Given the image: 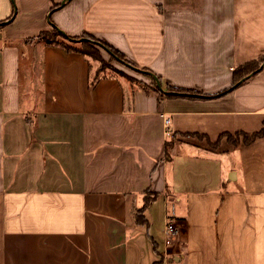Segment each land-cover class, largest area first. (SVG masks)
<instances>
[{"label": "crops", "instance_id": "0c3cea01", "mask_svg": "<svg viewBox=\"0 0 264 264\" xmlns=\"http://www.w3.org/2000/svg\"><path fill=\"white\" fill-rule=\"evenodd\" d=\"M62 1L0 0V264H264V137L219 140L264 119V66L229 90L264 55V0ZM53 26L204 98L27 43Z\"/></svg>", "mask_w": 264, "mask_h": 264}, {"label": "trees", "instance_id": "16d2710c", "mask_svg": "<svg viewBox=\"0 0 264 264\" xmlns=\"http://www.w3.org/2000/svg\"><path fill=\"white\" fill-rule=\"evenodd\" d=\"M58 6L59 5H54L51 8V10L57 8ZM6 22L7 23L10 22V19H8L6 21H0V29L5 25ZM69 38L78 39V37H69V36L66 37L57 27L53 26L52 30L43 31V32L39 33L38 36L33 37L31 39H28L27 43L31 44V43H34L36 41H39L46 46L59 47L67 53L74 52V53L82 54V55L87 56L91 59L99 60L100 62H101L100 52L105 50L108 53V55H110V57L112 59H113V57H118L120 59V61L125 62L126 65H128L129 67H131V68L133 67V69L135 68V66L133 64H131L124 57V55L122 53H120L119 51L114 49L109 44L103 42L102 40H99V39L93 37L92 35H89L86 33L81 35V37H79V38H84L86 40H83L79 43L74 42V41H69ZM263 62H264V55L257 58V59H254L252 61L240 64L237 67H235L232 70V83H231L229 90L232 89V87H234V86H235V88L239 87L243 82L240 84H237V83L242 78H244L245 76H247L251 73H254L261 66V64ZM99 70H102V69H99ZM134 70L136 71V69H134ZM139 70L137 69L138 72L142 73L145 77L150 79V81H151L150 86H152L154 90L159 91L153 77L151 75H148V74L141 72ZM141 70H147V69H141ZM156 77L159 80V82L161 83V85L163 86V91H164L163 96H165L167 98H173V97H187V98H200V99L204 98L202 93H198V92L191 91V90L172 88L168 85H163L161 78L159 76H156ZM95 81L96 80L91 81L90 85L93 86ZM173 92H175L177 94H174ZM228 92H230V91H228ZM26 120H30V119H26ZM223 137H226L227 141L233 145H236V143L239 142L240 139L244 145H250L257 138L264 137V119L262 120L261 128L258 131L251 132V133L238 131V132H235L234 135L223 133L222 135H220L219 140ZM168 145H169V143H167V146ZM216 145H217V143L214 146H216ZM165 157L166 158L169 157L167 150L165 151ZM223 187H224V185H223ZM143 196H144L143 205H142V207H140L136 210L135 215L133 216V223L134 224H142V225L147 224V221L144 218V216L142 215V213L147 208V206L150 204V202L157 197V194H155V193L152 194L149 192H143Z\"/></svg>", "mask_w": 264, "mask_h": 264}, {"label": "rangeland", "instance_id": "374dc122", "mask_svg": "<svg viewBox=\"0 0 264 264\" xmlns=\"http://www.w3.org/2000/svg\"><path fill=\"white\" fill-rule=\"evenodd\" d=\"M52 30V29H51ZM50 31V30H49ZM105 51V50H104ZM101 51L100 52V57H101V62L99 60H95L92 59V64H93V68L95 67V69H97V71H101L104 73H108V74H114L113 72L115 71L117 74H121L123 76H125L127 79H129L131 82L136 81L139 85H145L144 84V78H146V81L149 84H146L145 86H147V88H152V86H150L151 81L149 78L145 77L142 73L140 72H133L131 68L128 67V65H126L125 62L120 61V59L118 57H113V59L110 57V55H108V53L105 51ZM121 68V69H118ZM102 69V70H99ZM127 71L129 74H127ZM134 73V74H132ZM139 77V79L133 78L135 76ZM143 77V78H140ZM162 89L163 86L161 85ZM27 89L26 85L22 86V92H25ZM154 90V89H153Z\"/></svg>", "mask_w": 264, "mask_h": 264}, {"label": "water", "instance_id": "95a60500", "mask_svg": "<svg viewBox=\"0 0 264 264\" xmlns=\"http://www.w3.org/2000/svg\"><path fill=\"white\" fill-rule=\"evenodd\" d=\"M68 1H69V0H63L57 8H61V7H63V6L65 5V3L68 2ZM61 32H62V31H61ZM62 33H63V32H62ZM63 34H64V33H63ZM64 35H65V34H64ZM65 36L67 37V35H65ZM83 40H86V39H84V38H78V39H71V38H69V41H74V42H77V43H79V42H81V41H83ZM263 66H264V62L261 64V66H260V67H259L254 73H251V74L245 76V77L242 78L237 84H240V83L244 82L245 80H247L248 78H250L251 76H253V75H254L255 73H257V72H258ZM130 68H131V67H130ZM132 68H133V67H132ZM134 69L137 70V68H134ZM134 69H133V70H134ZM138 70H139V69H138ZM139 71L144 72V73H146V74H148V75H151V76L153 77V79L155 80V83H156V86H157L158 90L161 91V92H164L163 89H162V87H161V83L159 82V80L157 79V77H156L153 73H151L150 71L141 70V69H140ZM233 88H235V86L232 87V89H233ZM174 94H177V93L174 92ZM231 175H234L233 172H231V173L229 174L228 178H230ZM171 260L178 261V258L174 257V258L171 259Z\"/></svg>", "mask_w": 264, "mask_h": 264}, {"label": "built area", "instance_id": "2783aa9c", "mask_svg": "<svg viewBox=\"0 0 264 264\" xmlns=\"http://www.w3.org/2000/svg\"><path fill=\"white\" fill-rule=\"evenodd\" d=\"M164 123H165V125H168L169 119L165 118ZM167 134H168V130H167ZM175 231H176L175 224L173 223L172 219L167 216L166 217L165 230H164L165 238L167 239V238H170L171 236H173Z\"/></svg>", "mask_w": 264, "mask_h": 264}]
</instances>
